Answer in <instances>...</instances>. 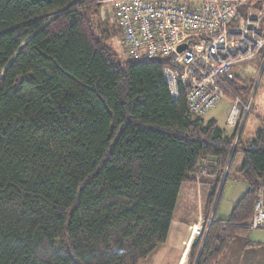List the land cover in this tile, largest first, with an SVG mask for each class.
<instances>
[{
    "label": "trees",
    "instance_id": "16d2710c",
    "mask_svg": "<svg viewBox=\"0 0 264 264\" xmlns=\"http://www.w3.org/2000/svg\"><path fill=\"white\" fill-rule=\"evenodd\" d=\"M102 1L0 0V264H139L166 240L183 183L213 170L216 211L236 154L247 190L188 263L216 264L238 235L253 246L264 118L246 140L248 112L236 135L172 99L160 59L109 44ZM239 80L225 96L246 102Z\"/></svg>",
    "mask_w": 264,
    "mask_h": 264
},
{
    "label": "built area",
    "instance_id": "2783aa9c",
    "mask_svg": "<svg viewBox=\"0 0 264 264\" xmlns=\"http://www.w3.org/2000/svg\"><path fill=\"white\" fill-rule=\"evenodd\" d=\"M125 54L135 60H161L172 99L185 97L188 109L204 115L225 96L234 67L264 48V0H112ZM227 124L236 135L242 117L234 100ZM212 220L199 221L194 235L205 238ZM264 229V186L247 224Z\"/></svg>",
    "mask_w": 264,
    "mask_h": 264
},
{
    "label": "rangeland",
    "instance_id": "374dc122",
    "mask_svg": "<svg viewBox=\"0 0 264 264\" xmlns=\"http://www.w3.org/2000/svg\"><path fill=\"white\" fill-rule=\"evenodd\" d=\"M114 11H115V7L112 0H104L102 1V5H100L99 18L102 22H106L108 25L114 24L116 30L113 31L114 35L111 37V39H109L108 42L117 51L119 56L124 57L125 54H124V44L122 41V33L115 20ZM234 71L238 73L240 77L239 84L241 85V87L248 89L247 91L248 94L250 95L249 99L246 102L242 101L241 102L242 104H238L241 115L243 114V111L246 110V108L248 107L247 109L248 116L245 120L246 123L244 127V134H246V132L247 131L249 132L252 128L255 131L258 125V118H264L263 62H261L259 56H256L253 59L248 60L247 62L241 63L236 67H234ZM236 99L240 100L239 97H236L235 99L229 96L222 97L214 108H212L211 110L207 111L204 114L203 118L204 119L213 118L217 121V123L221 127L225 128L227 132L229 133L233 132L234 129L229 127V125L227 124V117L233 105V102H235L234 100ZM240 159H241V155L236 154V157L232 165V171L230 177L225 181L223 191L221 194V198L219 202L221 208L226 207V205L228 204L230 206V204L232 203L231 200L236 196V194H239L243 187H247L244 181L234 180L232 178ZM202 189L203 187L199 186L196 187L194 191L191 193L181 192L179 206L177 207L176 210V217L183 218L184 209L195 208V205L198 203V200L201 196L200 191ZM215 201H217V199L214 200L213 205ZM243 227L249 230L248 236L250 240L252 239L262 242V244L254 243L251 248L256 251H259L260 249H264V229L261 228L252 229L247 224H245Z\"/></svg>",
    "mask_w": 264,
    "mask_h": 264
},
{
    "label": "crops",
    "instance_id": "0c3cea01",
    "mask_svg": "<svg viewBox=\"0 0 264 264\" xmlns=\"http://www.w3.org/2000/svg\"><path fill=\"white\" fill-rule=\"evenodd\" d=\"M253 131L254 130L252 128L249 132L247 131L246 134H244L243 129L241 138L246 140L251 139L253 137ZM241 160L242 159L239 160L236 170L240 168ZM214 176L215 172L211 170L208 174H205L202 180H191L182 184L166 240L157 245L154 250L150 252V254H148V256L139 264H189L188 257L190 249L193 243L198 239V236H195L193 233L196 224L208 217L214 221L227 220L229 218L233 206L245 193L247 187H243L241 192L236 194V196L231 200L232 203L230 206L228 204L226 207L221 208L219 200L216 211L214 212V207L210 210L207 209L208 196L211 190L210 182L214 180ZM232 178L234 180H241L237 177L236 172ZM199 186H202L203 189L200 191L201 196L198 203L195 205V208L184 209L183 218L176 217V210L179 206L181 192L191 193ZM251 241L252 243L262 244L261 241L252 239ZM251 247L246 246L245 237L236 236L230 241L225 253L222 254L216 264H258L259 262L264 264V253H262L264 252V249L256 251Z\"/></svg>",
    "mask_w": 264,
    "mask_h": 264
}]
</instances>
